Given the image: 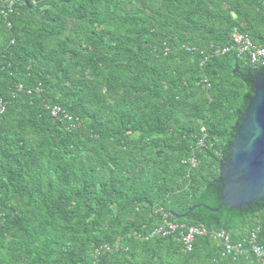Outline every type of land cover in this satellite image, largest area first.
<instances>
[{
    "label": "trees",
    "instance_id": "trees-1",
    "mask_svg": "<svg viewBox=\"0 0 264 264\" xmlns=\"http://www.w3.org/2000/svg\"><path fill=\"white\" fill-rule=\"evenodd\" d=\"M234 30L264 43V0H0V264H262L210 234L264 240V199L222 204L264 74Z\"/></svg>",
    "mask_w": 264,
    "mask_h": 264
},
{
    "label": "water",
    "instance_id": "water-1",
    "mask_svg": "<svg viewBox=\"0 0 264 264\" xmlns=\"http://www.w3.org/2000/svg\"><path fill=\"white\" fill-rule=\"evenodd\" d=\"M236 65L233 72L236 73ZM254 96L242 113L229 156L220 163L223 176L222 204L230 208L250 206L264 199V74L254 69ZM174 219L181 216L171 214Z\"/></svg>",
    "mask_w": 264,
    "mask_h": 264
},
{
    "label": "built area",
    "instance_id": "built-area-1",
    "mask_svg": "<svg viewBox=\"0 0 264 264\" xmlns=\"http://www.w3.org/2000/svg\"><path fill=\"white\" fill-rule=\"evenodd\" d=\"M231 36L240 57L247 55L252 63L264 64V43L255 44L247 35L238 30H234ZM229 50L230 47H220L217 48L216 52H227ZM6 106L7 103L0 92V113H3L6 110ZM52 114L56 117L61 114L68 116L59 106H54L52 108ZM68 117L71 119L70 116ZM190 160L192 164H196L197 162L194 156ZM181 228H184V225L173 222L167 215H165L162 224L153 231V234L168 236ZM207 234H209V230L203 225L185 227V231L181 233V240L184 244L185 250H191L193 248L195 236ZM210 234L222 243L223 248L227 253L237 255L244 252H252L262 264H264V240L260 237V227H254L248 238L239 243H232L229 233L224 229L220 231L213 230Z\"/></svg>",
    "mask_w": 264,
    "mask_h": 264
}]
</instances>
